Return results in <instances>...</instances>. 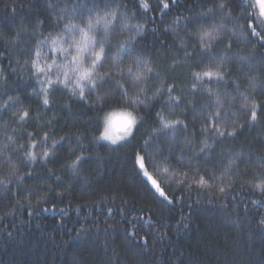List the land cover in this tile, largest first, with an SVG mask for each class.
<instances>
[{
    "label": "trees",
    "instance_id": "1",
    "mask_svg": "<svg viewBox=\"0 0 264 264\" xmlns=\"http://www.w3.org/2000/svg\"><path fill=\"white\" fill-rule=\"evenodd\" d=\"M70 2L72 7H82L89 0ZM166 2L168 10L162 8L161 0H148L147 10L139 7V0H123V5L143 17V50L160 65L167 81L180 87L187 85L191 76L186 64L169 68L174 56L184 55L177 40L185 28L193 27L185 18L207 11L208 0ZM173 16L179 17L176 36L163 30V24ZM37 19L44 21V28L49 26L47 0H0V33L31 27ZM247 32L230 19L218 17L213 31L217 38L209 41L210 50L193 46L191 38L186 41L188 64L199 67L212 62L228 67L227 83L210 80L226 105L221 110L225 118L231 112V118L236 119L238 112L246 111L247 89H254L257 97L264 95V40ZM132 51L128 47L120 55ZM0 52L4 53L0 67L8 73V84L0 82V100L19 96L33 110V119L11 126L19 130L21 140L27 139L28 133L50 132L74 142L76 134L92 131L94 118L87 106L68 101L62 90L53 93L50 106H41L31 92L34 83L13 72L15 65L2 43ZM204 99L196 93L195 111L184 106L186 118H199ZM14 108L13 103L7 113L0 110V124ZM147 119L151 122V115ZM38 123L42 125L39 129ZM164 131L175 138L174 131ZM262 145L264 107L256 122L243 124L235 143L225 142L216 152L236 147L243 158L264 163L259 160ZM88 152L90 158L82 164L80 177H72L63 167L68 157L66 144H61L46 165L24 167L21 185H10L7 190L0 185V264H264V225L260 224L264 200L253 204L252 199L258 197L238 199L234 193L218 204L165 189L171 198L165 201L143 172L137 171L139 161L134 165L132 159L135 142L115 150L93 146Z\"/></svg>",
    "mask_w": 264,
    "mask_h": 264
},
{
    "label": "clouds",
    "instance_id": "2",
    "mask_svg": "<svg viewBox=\"0 0 264 264\" xmlns=\"http://www.w3.org/2000/svg\"><path fill=\"white\" fill-rule=\"evenodd\" d=\"M251 2L208 0L207 11L185 18L193 27L185 28L184 35L177 40L184 55L174 56L169 65L174 68L186 64L189 68L191 80L180 87L168 82L160 65L143 50L145 22L143 17L125 8L123 0H89L82 7H72L70 0H47L50 18L47 28L43 27V20L37 19L31 27H22L11 34L0 33V43L15 65L13 72L34 83L31 92L41 106H50L53 93L62 90L68 101L87 106L94 118L92 131L87 135L76 134L74 142H69L66 136H52L50 132L38 136L28 133V138L21 140L19 130L11 126L33 119V110L19 96L7 95L0 100V110L7 113L13 103L15 108L0 124V185L4 190L10 185H21L24 167L46 165L55 158L61 144H66L68 157L63 167L72 177H80L82 164L90 158L89 147L115 150L135 142L133 163L138 156L141 158L137 171H142L151 185L155 180L169 192L213 199L218 204L229 200L234 193L238 199L258 197L252 203H260L264 200V163L243 158L236 147L222 153H217L216 148L225 142L235 143L241 126L254 123L253 104L259 118L264 95L257 97L254 89H247L246 111L238 112L236 119L231 118V112L225 118L221 110L226 105L223 103L221 108L219 89L212 86L205 73H222L225 77L228 67L212 62L192 66L187 63L186 50L188 38L202 51L212 48L209 41L217 38L213 31L218 17L228 18L248 31L247 21L255 20L257 11ZM144 5L149 9L148 0H139L141 9H145ZM163 9L168 10L169 6ZM178 19L171 17L163 24V30L176 36ZM257 28L264 31L259 21ZM128 47L133 51L121 56ZM7 75L0 67V82L8 84ZM224 82L227 83L226 77ZM234 83L239 87L238 81ZM196 93L205 98L202 114L199 118H186L184 106L195 111ZM150 115L151 122L147 119ZM41 127L38 123L37 128ZM165 129L174 131L175 138L168 137ZM259 160L264 161V145ZM260 224L264 225V216Z\"/></svg>",
    "mask_w": 264,
    "mask_h": 264
},
{
    "label": "snow or ice",
    "instance_id": "3",
    "mask_svg": "<svg viewBox=\"0 0 264 264\" xmlns=\"http://www.w3.org/2000/svg\"><path fill=\"white\" fill-rule=\"evenodd\" d=\"M161 6L162 8L164 7H168L169 4L166 2V0H161ZM145 9L148 8L147 5H144ZM251 7L253 9H256V19L255 20H249L247 21V28H248V32H247V35L248 36H257L259 38V40H264V31H258V28H257V21H259L261 27H264V0H252L251 2ZM241 29L244 28L243 25L240 26ZM242 35L244 34L243 31L241 33ZM98 58H99V54H98ZM205 75H207L209 77V80H212L214 77L216 80L218 81H224L225 80V77L223 76L222 73H205ZM245 101H247V97H245ZM221 103V108H223V102H220ZM243 107L245 108H248L249 105L247 102H245L243 104ZM219 115V113L217 114ZM258 119L257 117V112H256V105L253 104L251 106V120L253 122H256ZM213 125H215V121H213ZM169 125L168 124H165V127H168ZM243 127V126H241ZM230 135L232 133H229ZM137 160L140 161L141 158L138 156L137 157ZM141 167H143L142 163H141ZM145 175H147V173H145ZM201 183H204L203 180H201ZM152 184L155 186V190L156 192L165 199V201H170V197H168L166 195V192L164 189L160 188L157 184H156V181L153 180L152 181ZM109 211H111V209H109Z\"/></svg>",
    "mask_w": 264,
    "mask_h": 264
}]
</instances>
